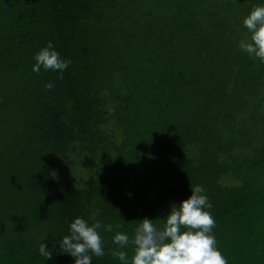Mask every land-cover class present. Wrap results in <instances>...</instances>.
<instances>
[{"label":"trees","instance_id":"obj_1","mask_svg":"<svg viewBox=\"0 0 264 264\" xmlns=\"http://www.w3.org/2000/svg\"><path fill=\"white\" fill-rule=\"evenodd\" d=\"M255 6L0 0V264H75L59 242L76 217L112 225L92 264H123L115 233L163 227L194 185L228 264H264V62L240 46ZM49 41L71 60L62 79L32 70ZM73 152L87 166L69 180Z\"/></svg>","mask_w":264,"mask_h":264},{"label":"clouds","instance_id":"obj_2","mask_svg":"<svg viewBox=\"0 0 264 264\" xmlns=\"http://www.w3.org/2000/svg\"><path fill=\"white\" fill-rule=\"evenodd\" d=\"M243 24L251 33L252 42L241 43L242 50L264 62V6H255ZM34 59V72L39 73L41 69L56 71L60 73L59 79L71 64V60L62 58L54 49L51 41ZM54 87L52 82L45 85L48 90ZM190 190L191 195L187 199L171 206L164 217L163 227L144 218L139 221L131 240L128 234L116 232L112 243L117 248L109 249V253L123 264H129L128 253L122 249L131 243L134 252L130 264H228L213 234L216 221L210 211L213 205L204 194L205 189L194 185ZM101 230L112 232V225H103L99 220L89 224L84 218L76 217L70 223L69 234L59 242L61 253L74 257L75 264H92L93 256L106 255ZM39 253L46 260L52 259V251L45 243L40 244Z\"/></svg>","mask_w":264,"mask_h":264},{"label":"rangeland","instance_id":"obj_3","mask_svg":"<svg viewBox=\"0 0 264 264\" xmlns=\"http://www.w3.org/2000/svg\"><path fill=\"white\" fill-rule=\"evenodd\" d=\"M76 154V152H73L69 155L68 159L62 163L63 170H61L59 173L61 177L73 180L79 175L85 174L87 166V164L84 162L85 159L82 161H77V157L79 156Z\"/></svg>","mask_w":264,"mask_h":264}]
</instances>
